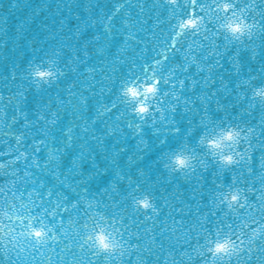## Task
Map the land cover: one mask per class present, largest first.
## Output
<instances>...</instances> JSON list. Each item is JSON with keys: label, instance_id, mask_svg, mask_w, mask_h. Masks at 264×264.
I'll use <instances>...</instances> for the list:
<instances>
[{"label": "water", "instance_id": "1", "mask_svg": "<svg viewBox=\"0 0 264 264\" xmlns=\"http://www.w3.org/2000/svg\"><path fill=\"white\" fill-rule=\"evenodd\" d=\"M262 87L264 0H0V264H264Z\"/></svg>", "mask_w": 264, "mask_h": 264}, {"label": "clouds", "instance_id": "2", "mask_svg": "<svg viewBox=\"0 0 264 264\" xmlns=\"http://www.w3.org/2000/svg\"><path fill=\"white\" fill-rule=\"evenodd\" d=\"M226 8H230L232 7L231 4L226 3L225 4ZM191 21L188 22V25H191ZM229 27L231 28V30L233 31V33H242L245 31L247 24L244 22L243 19H241L238 23L237 22H233L232 24L229 25ZM55 72L49 71L47 69L44 70H38L36 72V76L43 78L45 80H47L49 77H55ZM133 91H135V89H133ZM147 93L151 96L154 95L156 92V88L155 87H149L146 89ZM256 95L264 97V87L259 88L256 90ZM141 111H146V109L142 108ZM240 133L239 131H237L235 128L226 131L225 133H223L222 137L212 141L209 144L210 148H215V149H219L223 147L224 142H234L237 140V138L239 137ZM223 161L225 163H232L234 161V157L232 155H224L222 157ZM176 160L178 162L179 165L181 166H186L190 163V158L188 156H184V155H179L176 157ZM232 199L234 201H239L240 200V194L239 193H235L232 196ZM142 204V206L145 207H150V204L148 202L147 199H144L140 202ZM34 231H40L42 233V230H34ZM255 234V233H253ZM104 237H101V241L103 242ZM232 246V241H228L226 243H221L217 246V251H223V252H227Z\"/></svg>", "mask_w": 264, "mask_h": 264}, {"label": "snow or ice", "instance_id": "3", "mask_svg": "<svg viewBox=\"0 0 264 264\" xmlns=\"http://www.w3.org/2000/svg\"><path fill=\"white\" fill-rule=\"evenodd\" d=\"M34 232H35V235H36L37 237H39V236L42 235V233H41L40 231H34Z\"/></svg>", "mask_w": 264, "mask_h": 264}]
</instances>
